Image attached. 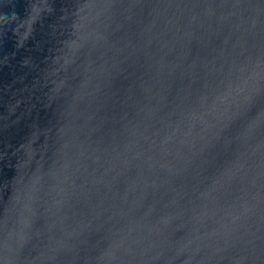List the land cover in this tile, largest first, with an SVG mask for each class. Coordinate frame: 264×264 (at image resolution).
<instances>
[{"label": "water", "instance_id": "obj_1", "mask_svg": "<svg viewBox=\"0 0 264 264\" xmlns=\"http://www.w3.org/2000/svg\"><path fill=\"white\" fill-rule=\"evenodd\" d=\"M0 264H264V0H0Z\"/></svg>", "mask_w": 264, "mask_h": 264}]
</instances>
